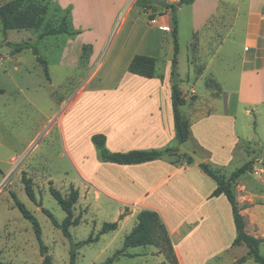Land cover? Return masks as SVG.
Segmentation results:
<instances>
[{
	"label": "rangeland",
	"instance_id": "rangeland-1",
	"mask_svg": "<svg viewBox=\"0 0 264 264\" xmlns=\"http://www.w3.org/2000/svg\"><path fill=\"white\" fill-rule=\"evenodd\" d=\"M7 1L9 0H0L1 3ZM61 1L63 4L68 2ZM73 1L80 11L76 17L78 22L76 19L74 22V17L68 13L69 24L72 26L79 24L83 28L86 23H79L80 20L93 24V33L78 39L65 34L39 39L40 31L35 29L9 30L6 35L0 19V89L4 90L0 93V258L3 261L43 264L44 258L33 225L15 205L12 192H15L38 218L48 254L52 256L55 264H70L69 248L72 241L86 240L92 234L96 237L105 222L118 220V211L123 209L124 205L138 209L152 204L167 212V209H183L200 201L196 187L189 190L188 172L182 169L172 174L170 154H165L154 165L134 168L137 166L102 160L99 158V149L92 140L95 134H105L106 127L112 130L108 119L105 118L112 110L108 101L109 96L121 95L127 91L132 94H161L162 108L166 112L167 102L162 97L172 94L169 90L175 72L183 78L186 89L194 85L200 93L204 91L202 82L193 78L188 82L185 79L189 67L188 49L192 40L189 30L184 29L183 23L178 36L180 53L177 55L176 64L173 34L161 32L162 36H158L160 52L158 51L156 74L150 79L131 74L128 67H125L126 64L119 60L120 50L124 46H130L134 50L143 37L157 35L155 32L157 25L152 24L150 19L156 16L160 18V7L153 4L140 6L136 0H128L129 4L125 5L120 15L118 13L113 21L120 5L119 0ZM46 4L49 7L46 20L53 25L59 24L68 11L60 10L51 0ZM186 9L189 8L184 6L180 11L182 20ZM128 11L129 18L122 23ZM108 31V42L96 64L86 66L90 46L83 52L81 64L76 63V56H81V42L86 38H96L97 44H100ZM27 40L38 42L39 54L48 62L50 79L32 48L14 53L13 46L8 44ZM67 47L68 58L65 57L63 60V51ZM224 56L226 55L220 54L214 66L218 69L230 68L229 72L235 74L239 66L238 58ZM207 85L216 90V86L210 80L207 81ZM255 123L254 119L252 130L257 128ZM259 131L264 133V125L260 126ZM117 137L119 140L112 138L108 142L109 150L127 152V148L136 145L133 140L122 141L120 136ZM256 140L259 148H262L264 140L258 136ZM223 143L226 150L219 151V159H214L211 166L220 173L230 176L247 162V151L239 144L233 157L222 159L220 157L222 153L231 155L229 146L232 140L225 139ZM176 147H178L176 134L172 138V132L167 130L164 140L156 149L173 150ZM177 153L182 155L183 152ZM217 157L218 155L215 156ZM256 169L262 170L258 167ZM24 172L33 179V187L38 198L43 199V205L60 221L64 220L66 212L52 196L49 190L50 182L65 195L69 193L72 185L79 189L80 198L75 205V214L80 216V223L70 228L72 239L66 237L42 208L29 198L22 181ZM139 173L145 174L144 185L137 186L133 184V179ZM151 175L153 178L148 179ZM242 176L246 177L249 184L258 186L257 182L264 173L261 175L247 171ZM206 177L202 195L212 194L217 187V182L213 178ZM163 178H166V181L155 188ZM195 178L192 176V180ZM106 186L111 188L110 191L105 188ZM113 188L116 189L115 193L121 195H115L112 192ZM120 188L126 191L121 193ZM236 189L235 186L234 190L238 191ZM144 190L147 191L142 193ZM148 192L150 193L147 194ZM97 193L100 196H97ZM214 201H219V209L229 211L230 228H226L224 235L219 239L224 241L222 254L218 258L198 264H261L247 256L248 248L245 245H232L231 240L236 238L237 230L227 197L222 195L219 200L214 198ZM136 222V218H131L119 230L102 234L99 240L83 245L78 250L77 264H104L116 251L123 248L125 236ZM155 248L151 245L128 248L126 250L130 253L138 255H121L111 264H169L165 254L160 253L158 249L155 255L151 254L150 250ZM142 252L149 253L139 255ZM259 252L264 256V242ZM244 256L247 257L245 261L238 263Z\"/></svg>",
	"mask_w": 264,
	"mask_h": 264
},
{
	"label": "crops",
	"instance_id": "crops-1",
	"mask_svg": "<svg viewBox=\"0 0 264 264\" xmlns=\"http://www.w3.org/2000/svg\"><path fill=\"white\" fill-rule=\"evenodd\" d=\"M51 1L59 6L60 10L64 9L70 12L75 22L80 11L79 7L75 5V1L68 0L66 4H63L61 0ZM176 1L167 0V4ZM119 2L120 5L113 21L118 13L120 15L125 5L129 4L128 0H119ZM2 3L0 2V5ZM184 6L189 9L184 12L182 20L180 11ZM159 7L160 18L155 17L158 22L155 31L157 35L143 37L138 41L134 50L130 46H124L120 50L119 60L126 64L125 67L130 65L133 57L137 54L150 55L157 59L158 51L160 52L158 36H162L161 32H172L174 25L173 10L167 7ZM175 13L178 14L176 15L178 35L184 23V29L189 30L190 37H192L188 49L190 52L188 54L189 67L185 79L189 82L193 78L204 85L202 93L194 85L186 89L183 78L179 76V85L185 99V104L183 103L181 106V112L190 122V136L185 145L196 151L201 156L202 161L211 166V163L215 161L214 159H219V151L226 150L223 141L225 139L232 140V144L229 146L231 155L222 153L220 157L222 159H228L229 156L233 157L239 144H242L247 151L248 159L246 161L254 162L253 168L247 171L262 175L264 168L257 170L256 167L258 162L262 161L264 163V146L262 147L263 150L259 148L256 138L258 136L259 139L264 140V133L259 131L260 126L264 125V0H194L189 4L178 5ZM129 15L130 11L125 14L122 23L129 18ZM113 21L111 25H113ZM76 22H78L77 19ZM79 23H86L84 28L79 24L73 25L75 29L81 30L80 33L74 36L63 34L78 39L93 33V24L90 25L89 22L84 20H80ZM108 35L109 31L99 42L100 44H97L98 39L96 40V38L84 39L81 42V56H76V63L81 64L84 46H90L86 66L95 65L105 50L109 39ZM67 53L68 47L63 51V60L65 57L68 58ZM220 54L226 55L224 56L226 58L232 56L238 58L239 66L235 74L229 72L230 68L226 70L221 67L219 70L218 67L214 66V62ZM207 79L216 86L215 91L207 85ZM173 84L174 82H172L171 90H169V93L171 91L172 94L162 97L167 102L168 109L166 112L162 108L161 94H132L127 91L121 95L109 96L108 101L111 103L112 110L105 118L108 119L109 127L112 130L107 127L104 129L107 138L106 146L112 138L119 140L117 136H120L122 141L133 140L136 143L135 147H129L127 151L134 149L153 150L159 147L160 142L164 140L167 130L172 132L173 138L176 134L172 98ZM254 119L257 128L252 130ZM223 136L225 137L221 138ZM216 155H218L217 158H215ZM169 159L172 163L170 165L173 169L172 174L180 172L182 169L188 172L189 190L196 187L197 192L200 194V201L194 202L192 205L189 204L183 209H167V212L152 206V204L151 206H141L138 209H132L124 205V208L119 210L118 213L120 216L128 208L127 214L122 220L120 219L119 227L112 231L119 230L131 218H137L138 213L143 209L155 210L158 212L160 220L168 228L174 247L173 250H175L180 264L206 263L213 258H218L222 254L224 245V241L219 239L224 235L226 228H230V213L227 209H219V201H214V198L219 200L224 194L219 196L202 195V186L206 181V176L209 175L201 166L197 162L187 159L183 153L182 155L170 154ZM158 160L160 158L136 164H121L137 166L134 168H144L156 164ZM242 175L234 185V188L236 186L238 191L233 190L236 193L241 213L245 217L246 230L249 234L264 239V176L259 178L258 186H253ZM144 176V173L136 175L133 184L137 186L144 185ZM192 176L196 178L192 180ZM149 178H153V176H148ZM165 181L166 178L160 180L155 188H158ZM105 188L108 191L111 189L109 186ZM115 191L116 189L113 188L112 192L115 195L118 194ZM125 191L126 189H119L121 193ZM146 191L144 190L142 193ZM97 196H100L99 193H97ZM234 239L231 240L232 245ZM157 251V248L150 250L152 255H155ZM146 253L149 252H142L139 255H145ZM121 255L135 256L138 254L130 253L125 249L118 257Z\"/></svg>",
	"mask_w": 264,
	"mask_h": 264
},
{
	"label": "trees",
	"instance_id": "trees-1",
	"mask_svg": "<svg viewBox=\"0 0 264 264\" xmlns=\"http://www.w3.org/2000/svg\"><path fill=\"white\" fill-rule=\"evenodd\" d=\"M46 1V0H45ZM44 0H9L0 5V19L2 23V28L4 34L8 33L9 30H22V29H35L40 31L39 39H43L46 36L58 35V34H68L74 36L81 31L75 29L71 24H69V12L64 14L62 21L53 25L50 21L46 20L47 13L49 11L48 4ZM194 0H177L176 2L169 3L166 5L167 8L173 10V37L175 43V59L174 63H177V55L179 54V35H178V20L176 16V9L178 5L189 4ZM136 3L140 6L146 5H157L154 0H136ZM7 35V34H6ZM37 41H24L21 43L8 42L9 45L13 46V52L22 51L25 48H32L34 53L37 55V60L44 65L45 72L50 79L49 67L47 60L39 54V49L37 46ZM86 50V46L83 48V52ZM157 59L150 55L137 54L133 57L128 70L131 73L138 74L144 77L153 78L156 74ZM4 90L0 89V93ZM173 109H174V119L176 128V136L179 143H186L190 136V122L186 119L182 112L181 106L185 104V99L182 95V90L179 83L173 84ZM94 144L98 147L100 157L104 161H109L119 164H136L146 161L155 160L161 158L165 154L176 155L171 148L161 150V149H134L127 152L122 151H111L106 146V135L105 134H95L92 137ZM190 161H195L187 153H183ZM253 161H248L243 164V166L236 169L229 177L219 171L215 170L202 161L199 165L201 168L211 176L217 182V188L213 190V196H219L224 194L229 202L231 203L235 225L237 228V236L233 241V245L245 244L248 247L247 256L253 258L255 261L264 264V256L259 252L260 247L264 239L251 235L246 230V221L244 215L241 213V208L239 207L236 193L233 190L234 185L237 183L238 178L244 174L247 170L253 168ZM22 181L25 185V190L29 198L40 206L43 212L51 219L52 223L62 230L63 234L72 239V234L70 228L76 226L80 223V216L75 215V205L78 203L80 198V191L78 188H74L72 185L70 191L67 195L63 194L58 188L50 182L49 190L52 196L58 201L61 207L66 212V217L63 221L57 219L55 215L43 205V199L38 198L36 190L33 187L34 182L31 177L28 176L27 172L23 173ZM12 197L15 201V205L19 208L23 216L29 220L35 231L36 237L39 241L40 252L43 255V264H55L52 256L48 254V248L43 240V232L38 218L33 214V212L23 203L15 192H12ZM126 209L122 214H120L118 220L113 222H105L102 228L99 230L96 237L93 234L86 240H81L78 242L72 241L70 249V264H77L78 250L85 244L94 242L100 239L102 234L115 230L119 227L120 219L124 218L127 214ZM138 222L131 230V232L125 237L124 245L122 249L116 251L113 257H110L104 264H111L118 257V255L125 251V249L130 247L138 246H155L160 253L165 254L166 260L169 264H180L173 247L171 236L169 234L168 228L160 219L157 211L151 209L141 210L137 218ZM133 256V255H131ZM247 257L244 256L238 260V263L245 261ZM0 264H27V263H17V262H7L0 258Z\"/></svg>",
	"mask_w": 264,
	"mask_h": 264
},
{
	"label": "water",
	"instance_id": "water-1",
	"mask_svg": "<svg viewBox=\"0 0 264 264\" xmlns=\"http://www.w3.org/2000/svg\"><path fill=\"white\" fill-rule=\"evenodd\" d=\"M154 3L157 4V6L166 7L165 5H167V0H154ZM173 82L174 83H179V76H178L177 72H175L174 81ZM173 151L174 152L182 151L183 153H187L198 164H200L202 162L201 156L196 151H194V150L190 149L189 147H187L185 145V143H181L178 147L174 148ZM257 167L258 168H264V164L261 163V162H258L257 163Z\"/></svg>",
	"mask_w": 264,
	"mask_h": 264
},
{
	"label": "built area",
	"instance_id": "built-area-1",
	"mask_svg": "<svg viewBox=\"0 0 264 264\" xmlns=\"http://www.w3.org/2000/svg\"><path fill=\"white\" fill-rule=\"evenodd\" d=\"M150 22L152 23V24H157L158 22H157V19L154 17V18H152V19H150Z\"/></svg>",
	"mask_w": 264,
	"mask_h": 264
}]
</instances>
